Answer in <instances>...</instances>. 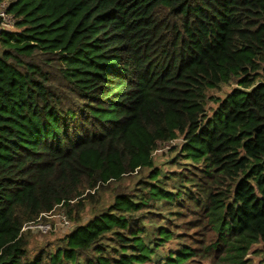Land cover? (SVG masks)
Masks as SVG:
<instances>
[{"label": "trees", "instance_id": "16d2710c", "mask_svg": "<svg viewBox=\"0 0 264 264\" xmlns=\"http://www.w3.org/2000/svg\"><path fill=\"white\" fill-rule=\"evenodd\" d=\"M3 2L0 264H149L182 209L155 264L264 251V0Z\"/></svg>", "mask_w": 264, "mask_h": 264}, {"label": "rangeland", "instance_id": "374dc122", "mask_svg": "<svg viewBox=\"0 0 264 264\" xmlns=\"http://www.w3.org/2000/svg\"><path fill=\"white\" fill-rule=\"evenodd\" d=\"M5 4V2H3ZM6 5V4H5ZM13 22H9L4 26L6 29H12ZM177 141H175L176 143ZM172 143V142H171ZM171 143H165L164 145H161L160 150L166 146L170 145ZM180 214L176 215L175 224L172 227V230L175 232H178V234L185 236L184 238H181V240L176 241V239H169V241L163 242L164 243V249L157 250L153 252L150 256L149 264H155L157 261L163 262V256L167 254L168 250H174L177 247L182 246H198L200 242V238L202 237V228L200 226H197V220L192 218L187 211L184 209L178 210ZM57 214V213H56ZM53 218H56L55 215ZM52 218V219H53ZM55 220V219H54ZM68 225L62 224L60 221L57 222L53 221V227L47 230L46 234L38 233L37 231H30V246L31 247H37L39 244L45 243V241H51L55 242V239L65 233L66 231L70 230L67 228ZM31 230V229H30ZM248 264H264V251H262V244H254L249 253H248Z\"/></svg>", "mask_w": 264, "mask_h": 264}, {"label": "built area", "instance_id": "2783aa9c", "mask_svg": "<svg viewBox=\"0 0 264 264\" xmlns=\"http://www.w3.org/2000/svg\"><path fill=\"white\" fill-rule=\"evenodd\" d=\"M4 6H5V4L1 3V5H0V23L3 25H6L9 22H13V17L10 14L5 12ZM57 219L62 224L69 226V222L66 219L65 215L58 214ZM50 228H51L50 223L43 222V221L38 219L35 222H31V223L26 224L23 229H31V230L39 231V232H46Z\"/></svg>", "mask_w": 264, "mask_h": 264}]
</instances>
